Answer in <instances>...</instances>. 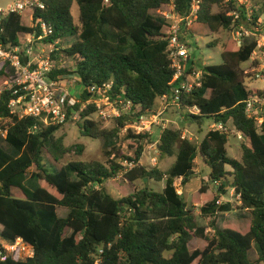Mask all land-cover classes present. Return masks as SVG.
I'll return each mask as SVG.
<instances>
[{"label": "trees", "instance_id": "1", "mask_svg": "<svg viewBox=\"0 0 264 264\" xmlns=\"http://www.w3.org/2000/svg\"><path fill=\"white\" fill-rule=\"evenodd\" d=\"M42 1V10L8 15L0 41L16 46L22 35L38 37L40 23L52 30L45 43L74 39L61 49L74 61L73 74L82 89L72 111L83 121L79 127L84 136L103 140L107 164H64L70 149L54 136L60 127H43L34 118H10L4 142L11 152L0 148V237L23 239L32 246L33 255L25 261L14 256L0 264L264 263V116L258 126L255 118L246 114L244 104L250 96L264 92L249 90L241 71L256 42H225L222 64L204 66L199 87L184 94L180 103L185 120L199 130L211 122L240 132L247 142L240 159L228 156L225 133L209 131L196 146L178 130L164 129L157 147L159 157L175 160L165 172L148 170L140 164L141 143L147 134L134 137L132 157L116 147L120 131L134 115L117 118L116 126L105 130L89 120L96 108L81 109L80 104L88 99L90 87L111 83V98L130 101L131 113L139 109L135 117L153 113L158 100L170 97L176 75L168 54V26L158 13L168 11L172 2L176 13L186 17L191 0H108L107 4L104 0ZM235 13L239 19L234 18ZM246 15L244 7H237L234 0H203L197 23L212 33L232 31L243 24L260 32L256 25L260 16L254 14L247 22ZM215 46L217 42L210 45ZM53 57L56 59V53ZM187 64L184 70L191 71L192 63ZM66 73L61 70L50 77ZM14 74L8 63H1L0 85L13 81ZM10 98V92L0 96L2 118L10 117ZM194 108L198 111L190 113ZM35 124L40 129L32 134ZM197 156L208 170V178L192 195V206L209 218L235 211L231 202L221 200L231 191L240 205L237 209L247 213L240 219L249 220L241 229L233 225L218 229L212 220L209 225L214 235L209 240L205 228L196 224L193 212L177 193L175 180L184 187L195 178ZM124 163L133 167L125 168ZM119 173L130 184L164 180V188L161 192L143 188L116 200L100 186ZM60 209L67 212L64 217L58 215ZM66 231H70L68 236ZM192 240L204 241V248L191 251ZM253 245L255 261L249 256Z\"/></svg>", "mask_w": 264, "mask_h": 264}, {"label": "built area", "instance_id": "2", "mask_svg": "<svg viewBox=\"0 0 264 264\" xmlns=\"http://www.w3.org/2000/svg\"><path fill=\"white\" fill-rule=\"evenodd\" d=\"M203 0H191L189 11L186 17L179 16L175 11V6L171 2L168 11L159 12L158 15L168 26V54L172 61V67L176 69L174 77V85L169 98L172 103H181V97L190 93L194 87H199L198 80L201 72L189 71L188 74L182 68V62L185 63L189 59L188 50L186 49L184 38L182 37L184 30L188 32L191 24H198V12ZM226 2L231 0H225ZM237 7L246 3V0H234ZM107 4L108 0H104ZM30 9H44L42 0H14L6 7L0 6V37L3 34V22L10 14H22ZM245 9V8H244ZM235 19H239V14H234ZM247 22L250 17L246 15ZM40 34L37 37L33 35H25L19 45L11 44L3 45L0 41V64L8 63L15 71L16 78L13 81L5 82L0 85V96L5 92L11 93V98L7 108L9 110L8 118L0 117V124H5L4 129L0 130L3 139L6 138V124L10 122V118L24 119L34 118L38 120L43 127H61L69 120H75L77 113L72 111L79 100L71 97L70 90L64 86V82L59 79L50 77L58 69V60L53 57L57 52L54 46L57 44L45 43L46 39L52 34L51 28L44 23H40ZM238 37L255 36L256 48L249 62L252 66V73L255 78L264 76V34L250 31L244 25L238 26L235 32ZM181 37L183 39H181ZM42 46V50L38 54H33L32 46ZM45 46L47 48H45ZM26 58V63L23 59ZM252 78V77H250ZM82 89H80V92ZM111 83L101 86H92L87 92L89 97L80 104L81 108L94 106L95 114L102 118H121L129 115L132 110L130 101L121 100L120 98L112 99L110 95ZM245 111L249 117L255 118L257 125L260 126L264 116V95H253L244 101ZM138 109V108H137ZM139 110V109H138ZM71 113H68V112ZM198 110L194 108L190 113H196ZM162 112L144 114L136 117L132 128L137 134H143L150 131L152 124L160 125L161 132L166 129L160 122ZM40 126L35 124L30 133L39 131ZM229 128L222 124H213V130L225 134H229ZM236 132V131H235ZM239 139L243 136L240 132H236ZM184 138V137H183ZM125 168H132V163H124ZM1 230V227H0ZM33 255V248L23 239L18 238L14 241H8L0 237V261L7 258L17 257L20 261H25Z\"/></svg>", "mask_w": 264, "mask_h": 264}, {"label": "rangeland", "instance_id": "3", "mask_svg": "<svg viewBox=\"0 0 264 264\" xmlns=\"http://www.w3.org/2000/svg\"><path fill=\"white\" fill-rule=\"evenodd\" d=\"M13 1L14 0H0V6L6 7ZM239 7H244V10L249 17L254 14H258L260 16V19L256 24L260 29V32L257 31L256 34H264V0H246V3H243ZM214 11L218 12L219 10L215 9ZM76 12L77 9L75 8L73 13L76 14ZM244 26L246 27V25ZM187 29L191 31H189L188 35L183 34V38L186 49L188 50V55L190 57V63L193 64V72H201L204 66L222 64L221 49L225 42L235 41L237 44L242 45L256 39L254 35L249 37L236 36V28L232 29V31L220 30L217 33H212L204 26L195 23L191 24ZM73 42L74 39H66L54 46L57 48L56 59L58 60V69L55 72L61 70H65L67 72L65 75H59V79L62 80L64 82L63 85L67 86L66 88L70 90L71 97L78 99L81 86L78 83L77 76L73 74L74 61L70 58H67L61 52V49L69 47ZM214 42H217V46L210 47V45ZM45 48L47 47L45 46ZM40 50H42V46H32L33 54H38ZM181 64L183 68L184 63L182 62ZM252 66L253 65H251L250 62L241 66L244 83L249 90L264 92V76L261 74L260 78H255V73H252L251 71ZM184 72H186V74L189 73L187 70ZM188 75H191V73ZM79 86L80 89H78ZM138 112L139 110L136 109L134 112L129 113V115L132 114V116H134L132 117L131 121L126 123L125 128L120 131L118 139L116 140V147L124 156L132 157L136 150L134 145V137L147 134L149 137L145 138L143 143H141L143 151L140 158V164L146 167L148 170L156 168L162 172H165L172 165L175 158L166 157L161 159L159 157L157 147L161 133L160 125L152 124L150 131L147 133H136V131L132 128V125L135 123V115H137ZM155 112H162L160 122L165 126L166 129L178 130L182 137L191 141L196 146L201 143L206 133L213 130V123L211 122H206L201 130H199L197 126L191 125L183 117L184 113L181 110L180 105L172 103L170 99L158 100L154 108V113ZM89 120H93L94 122L98 123L100 128L105 130H112L116 126L115 118H102L95 113L89 117ZM82 123L83 121L79 120L78 115H76L75 120H69L55 133V138H61L63 145L70 149V152L64 157L62 162L64 164L69 162H99L102 164H107V158L104 154L103 140H94L84 136L82 129L79 127V125ZM4 126L5 124L1 123L0 130L4 128ZM129 136L132 137L129 138ZM246 145V140L244 138L239 139L234 129L229 130L226 149L230 158L239 160L242 152L241 148L242 146ZM0 148L6 152H11L10 147L4 142V139L1 135ZM112 158L113 156L110 159ZM194 171L197 173L195 178H193L186 186L182 187L180 180H175L174 186L177 193L183 197L188 208L193 212L196 224L199 227L205 228V235L209 240L214 235V230L210 228L209 225L210 221L212 220L215 222V226L218 229L228 225H233L238 229H241L249 222L247 218L240 219L241 217L246 216L247 213L237 209L240 205L231 191L226 198H222L221 200L231 202L234 205L235 211L218 214L214 218L203 217L199 208L196 206L193 207L191 204L192 195L204 182L207 181L208 178L207 169L199 156H197L194 161ZM100 188H104L105 191L108 192L114 199L121 200L131 195L135 190H140L143 188H147L154 192H161L164 188V180L161 182H155L153 180L137 181L133 184H130L123 179L122 173H119L114 179H110L109 181L102 184ZM66 213L67 212L65 210H58V215L60 217H64ZM69 234L70 231H66L65 235L68 236ZM204 245V241L192 240L189 244V249L191 251L195 249L201 250L204 248ZM249 256L252 261L257 259L254 245L249 253Z\"/></svg>", "mask_w": 264, "mask_h": 264}, {"label": "crops", "instance_id": "4", "mask_svg": "<svg viewBox=\"0 0 264 264\" xmlns=\"http://www.w3.org/2000/svg\"><path fill=\"white\" fill-rule=\"evenodd\" d=\"M199 25H200V24H199ZM189 31H191V30L188 29L187 35H188ZM24 36H25V35H22V36H21V41H20V42H22V40L24 39ZM189 61H190V57H189V59L187 60V62L185 63V67H187V65H188L187 63H189ZM192 67H193V64H192V66H191V71H192ZM78 89H80V86L78 87ZM207 172H208V170H207ZM195 173H196V171H195ZM196 174H197V173H196Z\"/></svg>", "mask_w": 264, "mask_h": 264}, {"label": "water", "instance_id": "5", "mask_svg": "<svg viewBox=\"0 0 264 264\" xmlns=\"http://www.w3.org/2000/svg\"><path fill=\"white\" fill-rule=\"evenodd\" d=\"M26 61H27L26 58H24V59H23V62L26 63ZM144 181H146V179H145Z\"/></svg>", "mask_w": 264, "mask_h": 264}]
</instances>
